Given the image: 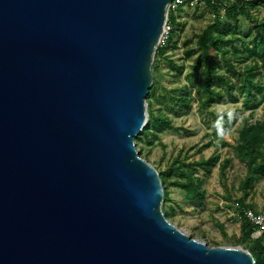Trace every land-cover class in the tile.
I'll use <instances>...</instances> for the list:
<instances>
[{"label":"water","instance_id":"water-1","mask_svg":"<svg viewBox=\"0 0 264 264\" xmlns=\"http://www.w3.org/2000/svg\"><path fill=\"white\" fill-rule=\"evenodd\" d=\"M171 2L0 0V264H256L172 222L137 149Z\"/></svg>","mask_w":264,"mask_h":264},{"label":"rangeland","instance_id":"rangeland-1","mask_svg":"<svg viewBox=\"0 0 264 264\" xmlns=\"http://www.w3.org/2000/svg\"><path fill=\"white\" fill-rule=\"evenodd\" d=\"M217 14L208 6L191 5L174 12L172 45L164 54L154 56L151 88L156 95L151 98L148 108V113L151 111L156 118L167 117L171 127L163 124L162 128H157L153 124L148 137L135 139V142L141 156L159 171H165L176 157L186 162H205L206 165L182 167L201 181V187L205 190L203 200L188 199L185 188L172 184L176 180H186L180 172L165 175L169 199L164 205L175 206V212L170 211L168 218L192 237L203 239L209 245L244 246L238 242L243 233L241 225L244 218L241 212L248 208L259 210L264 207V174L249 187H243L247 165L239 156L236 145L243 122L246 119L255 122L261 118L264 95L261 94L257 102L250 100L246 103L241 81L220 65L219 73L232 76V80L229 85L219 86L224 99L203 106L193 80L191 64L198 54V34L220 19L229 24L237 23L242 38L236 42L239 50L225 46L227 58L242 69L253 65L258 57L244 49L251 46L256 18L264 19V2L252 7L249 16L239 15L233 19L218 17ZM246 32L250 34L246 36ZM167 39L161 38L159 45L165 44ZM190 49H194L195 53L188 57L186 52ZM261 72L264 70L261 69ZM260 78L264 81V73ZM182 97L191 99L189 106L177 100ZM230 111L235 112L236 116L229 118V126L222 132L216 128L213 117L216 115L224 124V114ZM216 153L220 155L218 161L208 164L206 160ZM223 164L224 169L221 167ZM253 236L257 237L256 234Z\"/></svg>","mask_w":264,"mask_h":264},{"label":"trees","instance_id":"trees-1","mask_svg":"<svg viewBox=\"0 0 264 264\" xmlns=\"http://www.w3.org/2000/svg\"><path fill=\"white\" fill-rule=\"evenodd\" d=\"M264 2V0H234L231 5L223 12L216 6H209L218 14V17H228L237 19L239 15H250L252 7H256L258 4ZM184 7L183 5L178 9ZM169 21L172 24V28L167 35V42L158 46L155 56L164 54L168 48L172 45V36L174 34L175 16L174 11L169 12ZM256 30L253 38L251 39V46H247L244 51H248L258 57L253 65H247L246 68H239L237 63L231 62L225 51V46L230 45L234 50H239L237 41L242 40L239 36V25L229 24L217 19L214 23L205 28L197 37V58L196 61L191 64L193 70V80L197 84V92L200 100V104L203 106H209L213 103L224 99L222 92L219 90V86L229 85L232 76L219 73L218 69L220 65L225 66L232 74L241 81L242 88L246 95V103L250 100L259 101L260 95H264V81L260 76L263 74L261 69L264 70V19L260 20L256 18ZM250 32H246L248 36ZM187 56H192L195 53L194 49H190L186 52ZM155 65V64H154ZM155 68V66H153ZM260 79H257V78ZM153 88L150 89L147 101L148 108L151 104V98L156 95L153 92ZM182 105L189 106L191 99L188 97H182L177 99ZM149 120L143 130L135 139H145L148 137L150 127L155 124V127L162 128L163 124L170 126V121L167 117L156 118L154 114L149 112ZM225 123L221 124V120L215 115L213 122L216 124V128L220 131H225L229 126V118L236 116L235 112H226ZM171 127V126H170ZM237 152L241 158H243L247 165V175L243 180V187H249L257 178L264 174V107L262 116L260 119L252 122L246 119L239 131V137L236 145ZM220 155L209 157L206 162L216 163ZM206 165L205 162H186L179 157H176L174 162L168 166L165 171H159L164 186V202L169 199V192L167 188V182L165 175H172L175 172H180V175L186 177L185 181L176 180L173 181V185L180 186L186 189V197L192 200H203L205 198V190L201 187V181L195 177L189 171H185L182 167L191 168L193 165ZM224 169L225 164L221 165ZM185 168V169H186ZM225 175V172L222 171ZM242 202V201H241ZM168 208H170L168 210ZM164 211L169 214L170 211L175 212V206L169 204L164 205ZM245 210L241 212L243 216L242 221V235L239 243L249 249L254 255L256 264H264V232L253 236L255 234L254 225L245 216Z\"/></svg>","mask_w":264,"mask_h":264},{"label":"built area","instance_id":"built-area-1","mask_svg":"<svg viewBox=\"0 0 264 264\" xmlns=\"http://www.w3.org/2000/svg\"><path fill=\"white\" fill-rule=\"evenodd\" d=\"M234 0H172L170 4V10L177 12L178 9L183 5H191V6H216L221 10V12L225 11ZM172 28V24L169 21V15L167 21L164 26L163 37H167L168 33ZM245 216L247 219L254 225L255 234L259 235L264 232V207L261 209H251L248 208L245 210Z\"/></svg>","mask_w":264,"mask_h":264}]
</instances>
